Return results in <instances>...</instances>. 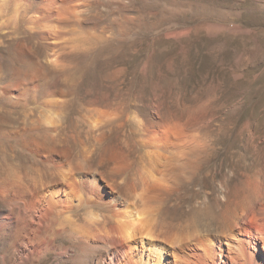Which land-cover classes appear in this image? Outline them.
Returning a JSON list of instances; mask_svg holds the SVG:
<instances>
[{
    "label": "rangeland",
    "instance_id": "374dc122",
    "mask_svg": "<svg viewBox=\"0 0 264 264\" xmlns=\"http://www.w3.org/2000/svg\"><path fill=\"white\" fill-rule=\"evenodd\" d=\"M23 45L34 59L17 57ZM109 108L127 113L120 121L137 161L153 111L190 134L200 160L169 198L176 222L205 193L214 198L219 182L264 175V0H0V175H36L21 144L29 132H9L47 117L74 156L83 147L96 158L86 120Z\"/></svg>",
    "mask_w": 264,
    "mask_h": 264
},
{
    "label": "bare ground",
    "instance_id": "6f19581e",
    "mask_svg": "<svg viewBox=\"0 0 264 264\" xmlns=\"http://www.w3.org/2000/svg\"><path fill=\"white\" fill-rule=\"evenodd\" d=\"M17 57L34 59L25 45ZM42 69L37 63L32 85ZM52 92L49 102L58 107L62 96ZM95 111L86 125L100 146L96 158V150L82 147L76 157L58 142L55 117L9 132H29L21 144L39 167L32 177L14 169L0 175L1 263L264 264V175L233 188L223 179L213 200L205 193L176 222L169 198L200 160L188 131L153 111L135 141L137 161L120 121L127 113ZM117 132V144L101 146ZM207 218L214 231L205 230Z\"/></svg>",
    "mask_w": 264,
    "mask_h": 264
}]
</instances>
